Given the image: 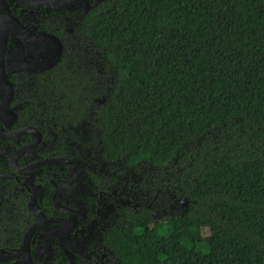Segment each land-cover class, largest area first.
Here are the masks:
<instances>
[{"label":"trees","instance_id":"16d2710c","mask_svg":"<svg viewBox=\"0 0 264 264\" xmlns=\"http://www.w3.org/2000/svg\"><path fill=\"white\" fill-rule=\"evenodd\" d=\"M66 11L78 24L35 79L33 122L58 156L78 147L81 165L103 166L95 181L108 174L115 199L141 205L106 230L112 264H264V0ZM167 199L186 211L155 220ZM7 215L0 247L21 239Z\"/></svg>","mask_w":264,"mask_h":264},{"label":"flooded vegetation","instance_id":"af4514ba","mask_svg":"<svg viewBox=\"0 0 264 264\" xmlns=\"http://www.w3.org/2000/svg\"><path fill=\"white\" fill-rule=\"evenodd\" d=\"M0 1L10 18L16 19L28 34L25 39L16 28H7L3 64H0V75L3 78L4 72L6 79L0 80V218L8 214V220L15 223L14 229H19L21 234L17 244L0 247V264H23V239L39 222L38 214L47 222L42 223L30 239L31 264H82L86 259L88 262L84 264H112L110 251L103 244L106 230L118 214L138 211L141 205H131L123 197L115 199L116 192L108 174H104L103 181H95L94 178L103 177V166H93L89 161L81 165L82 152L78 147L68 149L74 161L58 156L55 133L43 122L35 127L33 121L44 119L33 117L32 112L33 98L37 94L35 79L48 75L59 62L65 35L78 24L63 21L66 10L86 11L96 3L89 4L87 0ZM1 16L0 6V23ZM50 37L56 39L61 48L57 62L47 70L31 71L56 54L57 44ZM49 160L58 162L41 164ZM61 160L73 165L74 174L69 183L70 168ZM54 195H57L55 199Z\"/></svg>","mask_w":264,"mask_h":264},{"label":"water","instance_id":"95a60500","mask_svg":"<svg viewBox=\"0 0 264 264\" xmlns=\"http://www.w3.org/2000/svg\"><path fill=\"white\" fill-rule=\"evenodd\" d=\"M29 1L31 2V0H28V2ZM37 3H39V2H37ZM0 6L2 8V16H1V23H0V64H3L2 63L3 62V50H4L6 36H7V28L8 27L16 28L19 31V33L21 34V36H23L25 39H27L28 34L26 33V29L16 19L10 18L6 6L1 1H0ZM46 38H48V37L46 36ZM49 39L53 40L57 44L56 54L54 55V57L49 62L43 64L40 67L30 69L31 71L47 70V69L51 68L57 62V60L60 56V49H61L60 45L56 41V39H53L51 37ZM2 72H3V70H2ZM1 76H2V74L0 75V80L3 82L6 81V79L4 77V72H3V78ZM0 136H1V133H0ZM56 161L58 162V160H56ZM56 161H53V160L43 161L41 164H46V163H51V162H56ZM61 161L65 162L70 168V179L68 181V183H69L72 180L73 174H74L73 165L68 161H65V160H61ZM56 196L57 195H54V199L56 198ZM38 215L40 217L39 222L37 224L33 225L27 231V233L25 234L24 239H23V245H22V251H21V257H22V263L23 264H31L30 249H29L30 239H31L33 233L35 232V230H37V228L42 223L47 222V220L44 218V216L42 214H38Z\"/></svg>","mask_w":264,"mask_h":264},{"label":"rangeland","instance_id":"374dc122","mask_svg":"<svg viewBox=\"0 0 264 264\" xmlns=\"http://www.w3.org/2000/svg\"><path fill=\"white\" fill-rule=\"evenodd\" d=\"M99 1L100 0H87L89 4L97 3ZM159 206H160L159 208H156V212L154 215L155 220L157 219L159 220L165 214L184 213L186 211V209L183 206L177 204L176 202H173L172 200H168V199L167 201L160 202ZM204 235H207V232H204ZM212 241L217 242V237H213ZM217 252L218 253L224 252L223 244L220 243L218 245Z\"/></svg>","mask_w":264,"mask_h":264}]
</instances>
